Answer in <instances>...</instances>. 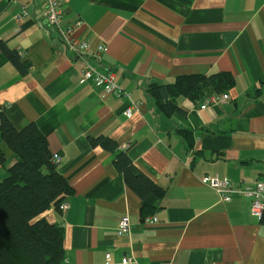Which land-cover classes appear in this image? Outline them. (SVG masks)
Here are the masks:
<instances>
[{
	"label": "crops",
	"instance_id": "crops-1",
	"mask_svg": "<svg viewBox=\"0 0 264 264\" xmlns=\"http://www.w3.org/2000/svg\"><path fill=\"white\" fill-rule=\"evenodd\" d=\"M66 25L91 45L82 58L45 21L44 0H0V41L29 64L21 74L0 50V110L18 130L34 124L60 156L68 208L41 216L63 231V264H107L106 254L110 264L126 255L139 264H264V220L251 214V200L221 201L201 183H264V0H66ZM86 60L139 102L129 117L127 99L83 80ZM218 73L233 78L221 92L230 99L204 109L205 98L178 96L179 111L167 116L149 92L177 76ZM97 136L115 151L91 145ZM0 149L2 180L15 156ZM121 150L164 188L161 197L141 199L126 185L113 165ZM124 216L129 234L117 236ZM150 217L157 222L145 223Z\"/></svg>",
	"mask_w": 264,
	"mask_h": 264
},
{
	"label": "trees",
	"instance_id": "trees-1",
	"mask_svg": "<svg viewBox=\"0 0 264 264\" xmlns=\"http://www.w3.org/2000/svg\"><path fill=\"white\" fill-rule=\"evenodd\" d=\"M0 50L19 73L27 72L28 62L21 61L20 54L5 41H0ZM232 85L229 73L182 75L169 84L150 85L149 92L155 96L159 109L170 116L179 111L176 97L200 100L225 92ZM89 142L109 151L117 148L113 140L104 136L89 138ZM0 144L15 156V161L6 169V176L0 180V264H63V231L41 214L51 208L58 210L71 190L52 161L46 136L34 124L16 129L0 110ZM4 161L5 154L0 149V163ZM113 165L141 199L163 195L164 188L143 174L131 162L126 150L115 155Z\"/></svg>",
	"mask_w": 264,
	"mask_h": 264
},
{
	"label": "built area",
	"instance_id": "built-area-1",
	"mask_svg": "<svg viewBox=\"0 0 264 264\" xmlns=\"http://www.w3.org/2000/svg\"><path fill=\"white\" fill-rule=\"evenodd\" d=\"M45 2V21L48 25L54 27L60 37L66 51L73 56L83 57L86 52L91 49L90 43L75 34L74 25L61 26V20L64 13V5L66 0H44ZM27 18V11L25 7L15 15V19L19 22H24ZM103 50L102 45L96 46L94 49L95 54H99ZM83 80L91 81L95 87L99 88L103 94L112 95L115 98H125L129 101L128 106L125 108L123 114L129 117L132 110L135 109L139 102H135L131 99L130 93L123 90L116 79L115 74L112 71H100L97 70L89 60H86L84 66L80 70ZM230 99L226 93H214L206 97L200 106L201 109L207 106L217 105L227 102ZM52 161L55 164L60 162V156L58 154L51 155ZM201 183L213 188L221 201L228 202L231 199L232 194H241L248 197L251 200L250 211L251 214L257 218H262L264 215V183L262 181H256L252 185L239 188L235 186L232 181L227 178H217L213 176H203ZM68 208L66 202H62L59 205V210L64 211ZM157 222L155 217L145 219V223L154 224ZM130 225L128 216H124L120 219L116 235L123 236L129 234ZM106 263L110 264V255L106 254ZM111 264H139L132 255H126L119 263Z\"/></svg>",
	"mask_w": 264,
	"mask_h": 264
}]
</instances>
